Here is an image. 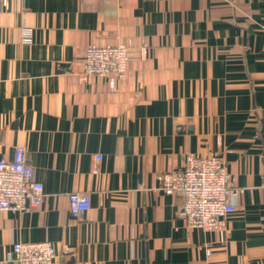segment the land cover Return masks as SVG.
<instances>
[{"label":"crops","instance_id":"obj_1","mask_svg":"<svg viewBox=\"0 0 264 264\" xmlns=\"http://www.w3.org/2000/svg\"><path fill=\"white\" fill-rule=\"evenodd\" d=\"M118 43L115 91L83 80L85 49ZM16 146L45 197L0 212V264L15 242L58 264H264V0H0V159ZM188 154L222 157L243 190L221 229L189 228L159 189Z\"/></svg>","mask_w":264,"mask_h":264},{"label":"built area","instance_id":"obj_2","mask_svg":"<svg viewBox=\"0 0 264 264\" xmlns=\"http://www.w3.org/2000/svg\"><path fill=\"white\" fill-rule=\"evenodd\" d=\"M20 40L32 44V28L21 29ZM142 53L147 52L146 47ZM82 79L92 76L106 78L111 92L128 70L129 44L118 43L104 46L90 45L83 53ZM96 162L101 155L94 156ZM92 172L98 173L97 165ZM159 189L166 195L179 194L183 198L181 216L189 228L212 232L221 229L227 217L238 208L242 189L235 186L225 161L218 155L201 156L188 154L184 166L157 177ZM43 184L36 179L27 150L15 147L12 160L0 159V212H28L39 208L44 200ZM70 214L80 219L91 207V198L85 192L68 195ZM12 264H58L55 247L49 242H15L7 256Z\"/></svg>","mask_w":264,"mask_h":264}]
</instances>
